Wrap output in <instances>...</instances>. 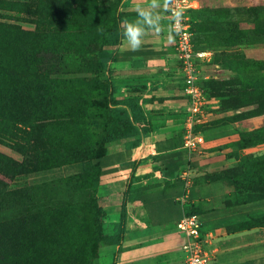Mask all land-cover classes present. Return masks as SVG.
Wrapping results in <instances>:
<instances>
[{
    "label": "rangeland",
    "instance_id": "obj_1",
    "mask_svg": "<svg viewBox=\"0 0 264 264\" xmlns=\"http://www.w3.org/2000/svg\"><path fill=\"white\" fill-rule=\"evenodd\" d=\"M246 3L239 0L237 6L225 7L229 18L240 26H245L250 18L251 12L248 15L247 8L251 6L246 7ZM0 4V16H3L0 21L4 22L0 25V179L6 190L19 191V197L23 199L24 196H35L41 192L45 194L48 191L41 204L58 210L53 224L55 233L44 243L43 249L47 253L40 264H112L110 259L116 256V243L106 245L102 239L95 241L93 214L96 206L101 209L99 216L101 234L104 237L116 235L120 231L116 225L121 206L117 199L106 201L97 197L93 172H89L87 176L34 187L27 185L24 173L11 175L14 162L22 163L18 168L35 165L34 152L40 151L43 143H50L43 137L42 127H38L29 136L21 132L24 127L20 122H23L27 113L22 104L29 94L25 89H29L30 81L38 80L37 78L42 81L36 82L38 88L50 83L44 78L46 74L51 76L71 72L79 78L71 89L51 84L46 92L51 96L50 114H62L65 120L72 117L74 121L62 132L71 136H76L77 133L81 135V140L64 144L57 151L73 154L83 147L88 148L89 155H94L127 141L119 144L103 141L109 130L121 128L126 119L133 122L138 132L136 138H141L148 132V128L155 126L152 117L154 119L157 113H153L152 107L147 106L152 99H156V90L166 79L159 72L152 71L142 73L138 86L119 84L107 65L104 47L116 31L120 0H0ZM254 4L257 5V11L263 14L261 6L264 5L261 1L256 0ZM200 15V10L196 9L191 19ZM228 55L222 53L216 55L215 59L230 60L239 66L229 69L230 73L216 72L214 77L209 75L208 81L224 84L223 93L218 96L213 87H207L211 97H208L204 108L202 122L195 124V129L216 122L204 119L211 114L231 110L229 106L235 103L239 118L264 113V66H250L260 65L264 62V57L246 59L240 50L230 51ZM6 89H10V92H4ZM10 97L13 99V106L3 104ZM30 98L27 101L30 107L37 109L42 99L41 91H34ZM229 103L231 104L228 106ZM185 116L186 113L183 116V127ZM173 119L179 123L177 115ZM255 121L257 123L253 125V129L242 131L239 138L230 143V153L239 158V167L232 173L234 177H238L240 184L247 182L245 178L252 180L250 172L253 170L264 175L263 154L254 157L249 153L237 152L242 145L264 142V119L259 116ZM13 131L21 134L12 138ZM27 141L32 143L31 147ZM243 165L248 170L244 175ZM76 166L66 165L32 176L41 181L47 176L76 171ZM106 246L108 249L104 248Z\"/></svg>",
    "mask_w": 264,
    "mask_h": 264
},
{
    "label": "crops",
    "instance_id": "obj_2",
    "mask_svg": "<svg viewBox=\"0 0 264 264\" xmlns=\"http://www.w3.org/2000/svg\"><path fill=\"white\" fill-rule=\"evenodd\" d=\"M196 1L194 9L203 10L232 8L239 0ZM242 1H246L248 7L254 6L256 0ZM259 1L264 5V0ZM138 6L146 8L148 0H120L116 31L104 47L106 63L119 84L138 86L142 73L152 71L159 72L166 82L158 86L156 99L147 106L157 113L154 119L152 117L155 126L148 128L141 138L127 140L106 150L99 158L97 197L106 201L117 199L121 206L116 225L120 230L119 239L117 234L103 239L106 245L116 243V256L110 263L183 264L180 246L184 236L175 223L182 214L193 213L206 239L211 264H264V193L252 194L228 178H205L236 167L239 158L230 153V143L238 139L242 131L253 129L255 120L259 116L264 119V113L239 118L236 117L239 111L235 109L206 116L204 120L216 122L196 128L202 140L193 150H188L183 144L182 132L187 101L182 94L181 72L166 15L161 12L157 18L164 31L153 34L147 30L139 51L130 50L122 36L121 24L137 19ZM206 21L203 15L192 20L195 24L193 48L205 52L198 66L203 81L208 80L209 75L216 76V72L230 73L229 69L239 66L215 59L216 55L240 50L246 59L264 57L261 42L221 45V32L211 35L202 28ZM221 21L220 15L214 21L215 28L216 22ZM141 26L147 28L142 22ZM238 26L248 29L252 23L247 20L245 26ZM259 66H264V62ZM176 115L179 123L173 121ZM238 151L262 155L264 142L238 148ZM183 167L187 178L180 172ZM179 198L183 202L180 203Z\"/></svg>",
    "mask_w": 264,
    "mask_h": 264
},
{
    "label": "trees",
    "instance_id": "obj_3",
    "mask_svg": "<svg viewBox=\"0 0 264 264\" xmlns=\"http://www.w3.org/2000/svg\"><path fill=\"white\" fill-rule=\"evenodd\" d=\"M256 7L257 5L247 8L248 15L249 12H251V14L249 15V23H252V26L248 29L239 28L238 23L229 18V15L227 14V10L225 8L200 10V14L203 15L207 20L202 28L205 31L211 33L215 31L221 32L222 37L220 38L221 41H219L221 45H227L230 43H264V12L263 14H260V12L257 11ZM261 7L264 11V6ZM1 8L2 7L0 4V9ZM194 11H196V9H192L190 12L191 18ZM220 15L222 16V21L216 22L217 27L215 28L214 21ZM2 17L3 16H0V18ZM3 23L4 22L0 21V25H3ZM193 28H195V26L192 22V32ZM228 61L231 62L230 60ZM97 63L100 65V62ZM99 65L97 66L100 67ZM44 78L47 79L50 83L43 84L38 88V80L40 82L42 81L40 78H37L38 80L30 81L29 89H25L26 93L29 94L23 100L24 104H22V106L26 109L27 113L25 115V118L22 120L23 122H20V124L22 127H24L21 132L28 136L37 131L38 127L44 128L43 137H46V139L50 143H43L41 146V150L34 152V154H36L35 165L29 166L27 168H18V166H21L22 163L14 162V168L11 175H15L18 172L24 173L28 178L27 185L29 187H34L54 183L63 179H72L87 176L89 172H93L94 178L96 179V191L98 176L100 173L99 158L105 151L99 154L89 155L88 148L80 147L78 150H76V153L73 154H62L58 152L57 150L58 148H60V146H63L64 144H72L78 140H81V135L77 133L76 136H71L62 132V130L66 128V126H71L74 121L72 120V117L65 120L66 118L63 117L62 114H60V116H53L52 114H50L51 96L50 94H46V92L50 89L49 86H51V84H60L61 86H66L67 89H71L75 85V83L79 81V78L73 76L71 72H67L62 75L51 74V76H49V74H46ZM207 81L208 80H204L202 82L204 93L207 98L210 96L207 87H213L215 90L214 93H216L218 96L223 93V83L219 81ZM34 91H41L42 99H40L37 109L31 108L29 102H27L31 99L30 97H32ZM4 92L8 93L10 92V89H6ZM43 94L45 95L42 96ZM223 95H226V93H224ZM6 99L7 100L3 101V104L7 106H13V99L11 97L10 99ZM31 103H33V101H31ZM98 103L99 102H96V104ZM255 103L258 104V101H255ZM230 104L231 103H229L228 106ZM229 107L232 108L231 110L237 109L236 103ZM132 123L133 122L126 119L121 128H113L109 130L107 135L103 137V141H113L114 143L119 144L122 141L136 139V137L138 136V132L136 131V128ZM53 128H55L56 130H54ZM20 134V132L18 133L13 131L12 138H16V135ZM27 138L29 139V141H32L29 137ZM29 141H27V143H29L31 147L32 143ZM261 142L262 141L252 144L250 143L247 145H242L241 147L255 145ZM99 147H101V144H99ZM71 164H75L78 166L77 171L59 176H47L46 179H43L41 181L38 179H33L32 175H36L41 172H47L52 169H58L60 167ZM238 167L239 165L237 162L236 167L221 170L219 172L207 175L205 176V178H228L233 181L234 185L240 188H244L245 190L252 192V194H263L264 175H260L255 170H253L252 172H250L252 180L245 178L247 182H242L240 184V182L238 181V177H234L232 173ZM242 169L243 175L248 173L247 166L243 165ZM46 193H48V191ZM45 194L41 192L39 194H35V196H24L23 199L19 197L21 196L19 191L6 190L3 181L0 179V264L41 263L42 258L44 257L45 253H47L43 249L44 243L55 233L53 224L58 211L52 207L41 204V200L44 198ZM95 209L96 211L93 214V222L96 230L95 241H98L101 239L103 240L105 237L101 234V218L99 216L101 209L97 206L95 207ZM117 236L119 239L118 234ZM95 245L96 242L93 246L94 257L96 255Z\"/></svg>",
    "mask_w": 264,
    "mask_h": 264
},
{
    "label": "built area",
    "instance_id": "obj_4",
    "mask_svg": "<svg viewBox=\"0 0 264 264\" xmlns=\"http://www.w3.org/2000/svg\"><path fill=\"white\" fill-rule=\"evenodd\" d=\"M183 11L182 29L172 35L173 49L176 56L182 79V94L187 101V111L184 118L183 139L184 146L193 150L195 145L201 142V135L196 131L194 125L202 122L204 108L208 98L202 86L203 77H200L198 66L205 57V52L193 48L191 30L192 19L190 12L196 8V0H176ZM167 7V5H165ZM168 29L172 16L166 15ZM181 174L186 176V168L181 169ZM179 202H183L181 198ZM176 228L183 234L184 239L180 246L183 255V264H211L210 253L205 248L206 239L201 234L200 223L193 213H184L175 223Z\"/></svg>",
    "mask_w": 264,
    "mask_h": 264
},
{
    "label": "clouds",
    "instance_id": "obj_5",
    "mask_svg": "<svg viewBox=\"0 0 264 264\" xmlns=\"http://www.w3.org/2000/svg\"><path fill=\"white\" fill-rule=\"evenodd\" d=\"M183 11L176 0H148L146 8L138 6L136 8L137 19L125 21L121 24L122 36L126 40L129 49L132 51L141 49L147 30H151L153 34H159L164 31V28L157 23V18L161 12L173 17L168 30L170 37L174 33L178 34L182 29ZM141 22L147 28L142 27Z\"/></svg>",
    "mask_w": 264,
    "mask_h": 264
}]
</instances>
